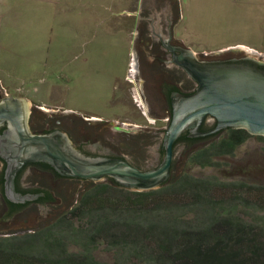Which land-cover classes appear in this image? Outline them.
<instances>
[{
  "label": "rangeland",
  "instance_id": "rangeland-1",
  "mask_svg": "<svg viewBox=\"0 0 264 264\" xmlns=\"http://www.w3.org/2000/svg\"><path fill=\"white\" fill-rule=\"evenodd\" d=\"M131 1L0 0V100L8 96L26 97L30 109L40 106L45 111L73 114L85 121L129 116L128 120H122L163 126L162 122L154 123L153 119L148 121L133 114L134 110H145L132 76L139 21L128 4ZM175 3L179 20L173 28L174 36L195 55L204 53L206 57H214L213 52L232 47L264 50V0H177ZM126 77L132 81L125 80ZM124 90L127 100L123 99ZM110 137L112 132L106 130L100 139L106 143ZM202 145L197 144L193 149ZM191 150L177 149L173 175L188 173L243 182L247 186L264 185V140L257 136L246 139L232 155L218 157L219 165L215 166L192 164ZM88 185L76 184L71 190L64 180L57 189L61 195L58 207L47 206L45 210L36 209L16 218L11 229L0 233V237L49 224L76 204ZM238 213L248 220L264 215L253 208L248 209V214L241 208ZM96 256L109 260L103 247Z\"/></svg>",
  "mask_w": 264,
  "mask_h": 264
},
{
  "label": "trees",
  "instance_id": "trees-1",
  "mask_svg": "<svg viewBox=\"0 0 264 264\" xmlns=\"http://www.w3.org/2000/svg\"><path fill=\"white\" fill-rule=\"evenodd\" d=\"M247 137L228 129L189 160L219 165ZM240 208L264 213V185L171 170L157 188L132 191L108 178L49 224L1 236L0 264H264V215L241 218ZM100 247L109 260L97 258Z\"/></svg>",
  "mask_w": 264,
  "mask_h": 264
},
{
  "label": "flooded vegetation",
  "instance_id": "flooded-vegetation-1",
  "mask_svg": "<svg viewBox=\"0 0 264 264\" xmlns=\"http://www.w3.org/2000/svg\"><path fill=\"white\" fill-rule=\"evenodd\" d=\"M175 2L176 0H144V7L137 17L139 26L134 40L132 76L140 89L142 107L145 110V112L134 110V117L148 121L153 119L154 123L162 122L163 126L157 128L122 120V118L128 120L129 116L85 121L77 115H57L54 111H45L44 108L34 105L29 109L27 120L30 133L51 135L57 131L64 132L75 150L87 160L121 159L141 171L159 168L165 158L166 130L173 119L174 105L198 87L196 80L184 67L189 59V50L173 33L174 25L179 20ZM249 50L250 57L264 64V50ZM225 54L243 57L247 52L229 51ZM197 57L202 59L206 56L200 54ZM127 77L125 80L131 82L132 79ZM123 95L125 96L123 99H126V90ZM114 100L118 101V98L114 97ZM215 125L216 119L208 115L197 127L196 124H190L180 133L173 144L170 171L174 167L177 149L185 152L203 143L204 147L207 145L205 142L209 143L214 139L209 138L211 135L217 134L215 137H219L224 131L232 129L209 133ZM106 130L112 132V137L106 139L104 143L100 138ZM247 133L246 139L257 136L264 140L263 135L250 134L248 131ZM10 143L8 125L0 126V233L10 230L16 218L32 213L36 209L41 211L47 206L51 209L54 205L58 207L61 195L57 189L64 180L68 181L71 190L76 184L105 182L108 178L120 183V180L113 176L105 175L96 181L65 175L50 161L37 160L28 161L21 166L16 173L13 189L8 191L5 185V171L12 159ZM135 183L130 180V185Z\"/></svg>",
  "mask_w": 264,
  "mask_h": 264
},
{
  "label": "water",
  "instance_id": "water-1",
  "mask_svg": "<svg viewBox=\"0 0 264 264\" xmlns=\"http://www.w3.org/2000/svg\"><path fill=\"white\" fill-rule=\"evenodd\" d=\"M188 50L189 59L184 67L198 87L175 103L173 119L166 130L164 161L152 171H141L121 159L87 160L61 131L51 135L31 134L27 124L29 100L14 96L1 99L0 126L8 125L12 146V159L5 171L7 190L13 189L16 173L21 166L37 160L50 161L65 175L96 181L105 175L113 176L132 191L155 189L169 176L173 144L177 137L188 125L196 124L197 127L208 115L216 119V125L209 133L242 128L250 134L264 136V64L250 57L248 48L232 47L215 51L211 55L214 57L202 59ZM229 51H244L247 55L219 57ZM130 180L136 183L130 185Z\"/></svg>",
  "mask_w": 264,
  "mask_h": 264
},
{
  "label": "crops",
  "instance_id": "crops-1",
  "mask_svg": "<svg viewBox=\"0 0 264 264\" xmlns=\"http://www.w3.org/2000/svg\"><path fill=\"white\" fill-rule=\"evenodd\" d=\"M132 3H128L131 7V9H134V14L137 15V17L139 16V12L141 9H143L144 7V0H132Z\"/></svg>",
  "mask_w": 264,
  "mask_h": 264
}]
</instances>
